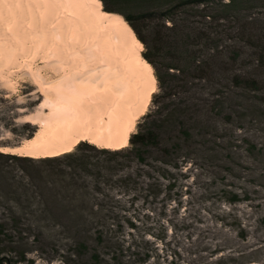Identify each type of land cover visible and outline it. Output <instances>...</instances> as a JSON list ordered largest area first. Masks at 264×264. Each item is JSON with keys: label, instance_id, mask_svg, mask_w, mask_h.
<instances>
[{"label": "rangeland", "instance_id": "rangeland-1", "mask_svg": "<svg viewBox=\"0 0 264 264\" xmlns=\"http://www.w3.org/2000/svg\"><path fill=\"white\" fill-rule=\"evenodd\" d=\"M107 2L131 16L145 41L142 54L155 63L150 116L137 123L156 132L178 169L148 198L145 190L122 195L117 160L91 144L55 162L0 152V264H264V0L249 2L236 21L218 19L216 8L205 18L202 7L191 18L175 11L178 24L190 18L183 32L190 36L166 29V20L159 29L168 43L157 52L147 26L164 20L167 1ZM57 5L49 15L28 5L14 14L0 8V146L31 137L38 127L23 119L44 115L32 71L52 82L83 70L75 52L90 41L73 32L41 34L65 17ZM149 12L155 15L146 24L140 17ZM193 35L196 56L215 57L214 68L226 57L230 72L199 77L188 59ZM57 54L61 65H49ZM160 147H148L150 163L162 157Z\"/></svg>", "mask_w": 264, "mask_h": 264}, {"label": "bare ground", "instance_id": "bare-ground-1", "mask_svg": "<svg viewBox=\"0 0 264 264\" xmlns=\"http://www.w3.org/2000/svg\"><path fill=\"white\" fill-rule=\"evenodd\" d=\"M56 3L66 11L65 17L60 16L56 25L41 34L51 31L58 37L73 32L78 41H90L83 51L75 52L83 70L52 82L32 71L43 96L38 111L44 115H26L22 122L37 125V130L19 144L0 146V152L31 159L55 158L81 142L120 150L129 144L157 90L153 67L141 52L142 41L121 14L103 9L101 0H0V8L14 14L28 5L49 15L56 11ZM57 57V63L49 65H61L64 59Z\"/></svg>", "mask_w": 264, "mask_h": 264}, {"label": "trees", "instance_id": "trees-1", "mask_svg": "<svg viewBox=\"0 0 264 264\" xmlns=\"http://www.w3.org/2000/svg\"><path fill=\"white\" fill-rule=\"evenodd\" d=\"M103 9H106L107 11H117L119 14L122 15L124 20L128 22V24L131 26L132 30H134L138 40L142 41L145 44V41L143 39L142 34L139 30L135 27L133 23V19L130 15H124L122 12H120L117 9H112L107 0H101ZM113 3H118L119 1H126V0H111ZM167 3L165 4L164 13L162 12L160 14L161 16H164L160 20H163L162 22H157L154 25L147 26V30L150 33L151 31L153 34H156L154 41H155V51L160 49L159 44L161 42H166L165 36L163 33H161V30L159 29L160 26L165 27V21L168 20L171 22V27H166V29L171 30L172 32L176 34L184 35L185 37L189 38V33H183L185 31H188V25L185 21H188L191 18V14L189 11H193L194 7H202L201 12L203 10L209 11V13H201L202 18L210 17L209 15H212V10L219 11L216 12L218 14V19H229V21H236L238 20L239 16L241 15L242 11L244 10V7L249 4V2L254 0H166ZM182 8L186 9V11L189 13L187 14V18H183L182 20L179 19V24L176 22V20L171 16V13L182 10ZM218 9V10H217ZM215 13V14H216ZM220 13V14H219ZM155 15V12H149L147 14L141 15V19L146 20L145 23L149 24L152 21V16ZM213 16V15H212ZM157 15V18H160ZM213 19L215 17H212ZM183 22V24H181ZM161 33V35H160ZM205 44L208 45L210 43V37L205 36ZM187 47L189 48V61L191 64L194 65L195 73L199 77L205 78V79H211L212 77H216V74L218 72L222 73H228L229 71V60L228 58L221 57V65L214 68L212 66V63L214 62V58H211L209 56L205 59H201V57L196 56L198 55V50L196 49L197 44V36L193 35L190 38ZM168 43V41H167ZM157 52V51H156ZM144 58L148 61V63L155 66V63L153 62L152 58L149 57L146 53L142 54ZM230 72V71H229ZM234 79H237L239 75L233 74L231 75ZM156 79H159L158 76H155ZM256 84L257 82L251 81V84ZM154 94L152 95V100L154 98ZM150 116V112L143 115V120ZM33 134V133H32ZM189 137V135H188ZM129 144L121 148L120 150H106V149H99L96 150L97 152H100L102 154H106L109 157L111 156L115 160H117V164L114 167V169L117 171H120L121 174H118V179L116 180V183L118 184L117 187L121 190L122 195L127 193H132L135 195V192H139L140 190H145L148 194L146 195L148 198L149 196L157 197V193L161 190L163 183L167 182V175L170 173V171L178 169V165L175 163L174 165L169 162V157L171 156V151H169V147L167 145L161 144L160 141H158L157 134L155 131L150 129H140V123L136 124V132H133L129 139ZM155 146H161L159 150L162 152L160 155V159L155 164L150 163V159H148V155H146L148 151V147H155ZM80 147H86V148H93V146H90L89 144L86 145L84 143H79L76 150ZM75 152V151H74ZM74 152H69L60 156H55V158H44L40 159V161H62L66 159H73L76 158L77 155ZM133 165V167H132ZM87 169V168H86ZM108 169V172H111L114 170L113 168H106ZM102 171L97 172L96 174L100 177H107L109 180L107 174H102ZM70 175L71 182L76 184V179L71 178V173H68ZM88 174H93L91 171L88 172ZM112 180V179H111ZM111 182V181H110ZM169 186L170 183H168ZM87 188V186H85ZM146 188V189H145ZM94 189H99L98 184H94ZM88 190V189H87ZM91 193V192H90ZM89 192L86 193V195H90ZM145 196V197H146ZM146 197V198H147ZM233 203L237 201V195H235L233 198ZM97 211V208L92 207L91 210L94 212V210Z\"/></svg>", "mask_w": 264, "mask_h": 264}, {"label": "snow or ice", "instance_id": "snow-or-ice-1", "mask_svg": "<svg viewBox=\"0 0 264 264\" xmlns=\"http://www.w3.org/2000/svg\"><path fill=\"white\" fill-rule=\"evenodd\" d=\"M153 91H155V89H153ZM0 150H2V149H0Z\"/></svg>", "mask_w": 264, "mask_h": 264}]
</instances>
